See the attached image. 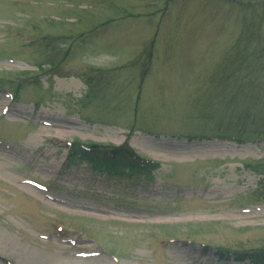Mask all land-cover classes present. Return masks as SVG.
I'll list each match as a JSON object with an SVG mask.
<instances>
[{
    "label": "rangeland",
    "instance_id": "obj_1",
    "mask_svg": "<svg viewBox=\"0 0 264 264\" xmlns=\"http://www.w3.org/2000/svg\"><path fill=\"white\" fill-rule=\"evenodd\" d=\"M218 1L0 0V264H252L264 138L219 137L261 90L227 78L240 22ZM74 142L155 166L122 180Z\"/></svg>",
    "mask_w": 264,
    "mask_h": 264
},
{
    "label": "trees",
    "instance_id": "obj_2",
    "mask_svg": "<svg viewBox=\"0 0 264 264\" xmlns=\"http://www.w3.org/2000/svg\"><path fill=\"white\" fill-rule=\"evenodd\" d=\"M219 8L225 9V14L238 13L240 22V35L232 53V68L234 71L227 77L233 79L237 76L236 83L244 93L249 90L250 83L259 85L257 93L235 98L237 108L234 109L229 128L226 126L225 137L238 142L254 141L264 138V0H221ZM225 7V8H224ZM231 16V15H230ZM237 114L235 117L234 115ZM254 125L260 129L253 131ZM224 133V132H223ZM70 157L89 163L99 173H110L136 181L139 174H147L155 162L139 157L127 147L115 146H89L83 143H71ZM121 169V170H120ZM123 169V170H122ZM127 170V171H125ZM113 172V173H112ZM140 181V180H139ZM241 260H249L252 264H264V249L253 251H236Z\"/></svg>",
    "mask_w": 264,
    "mask_h": 264
},
{
    "label": "bare ground",
    "instance_id": "obj_3",
    "mask_svg": "<svg viewBox=\"0 0 264 264\" xmlns=\"http://www.w3.org/2000/svg\"><path fill=\"white\" fill-rule=\"evenodd\" d=\"M50 125H54V124H52V123H50ZM45 129V128H44ZM220 147H216V150L217 149H219ZM222 148V147H221ZM220 150H222V149H220ZM188 153L187 152H182L181 154H180V156L181 157H179V158H181V160H183L182 158L185 156V155H187ZM6 166L8 167V165L6 164ZM227 216H228V218H230L231 220H238V221H243V220H246V219H248V218H251L252 217V215L250 214V213H247V214H244V215H235V214H230V213H227Z\"/></svg>",
    "mask_w": 264,
    "mask_h": 264
}]
</instances>
